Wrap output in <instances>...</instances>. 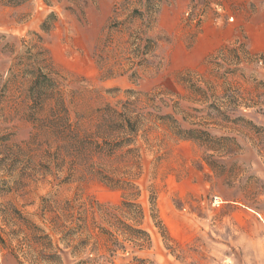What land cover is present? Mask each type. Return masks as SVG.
Segmentation results:
<instances>
[{
  "label": "rangeland",
  "instance_id": "rangeland-1",
  "mask_svg": "<svg viewBox=\"0 0 264 264\" xmlns=\"http://www.w3.org/2000/svg\"><path fill=\"white\" fill-rule=\"evenodd\" d=\"M263 101L264 0H0V264H264ZM63 102L111 136L77 165L46 132Z\"/></svg>",
  "mask_w": 264,
  "mask_h": 264
},
{
  "label": "trees",
  "instance_id": "trees-1",
  "mask_svg": "<svg viewBox=\"0 0 264 264\" xmlns=\"http://www.w3.org/2000/svg\"><path fill=\"white\" fill-rule=\"evenodd\" d=\"M55 87L56 85L54 84V78H52L50 74H41L33 78L32 82L30 83L28 87V94H29L31 101L33 102L31 110H33L34 115L46 109L47 104L50 101L49 93L51 92L49 91H53ZM1 91H3V89ZM257 99H260V96H257ZM253 103L254 104L252 107L260 105L258 102H253ZM246 105H250V104H246ZM248 107L250 108L251 106H248ZM237 110L238 109L234 107V108L228 109L227 111H223V112L221 111L220 114L223 117L224 121L234 124L236 123V121L242 120L241 118L233 119L231 117V114L235 113ZM259 110L261 112H264V108H259ZM49 111H50V114H49L50 116H48L46 120H44V122H46L47 128L44 125L38 126L35 134L33 135L32 141H30L27 145L39 146L40 145L39 142L41 141V139L39 138L41 137V134L43 133V129L46 128L47 129L46 132H48V136L57 137L61 139V141L58 142L54 150L57 153V157L63 156L64 158L63 160H66L67 158L72 157L74 161L73 163L77 165L78 162H80L79 160L82 154L86 155L87 153V157L91 154L93 146L94 147L97 146L96 140L98 138H104L106 141L109 137H111L110 132H108V130H105V129H97V131H95L94 133L92 132L91 134H88L85 137H80V134H81V129H80L81 121L80 120L84 116L83 115L81 116L79 114V121H71L70 113H69L70 110L64 102L62 103V105L59 106V108L54 106V107H51ZM111 117L112 116H108V115L104 116L105 118L104 122L107 124L108 123L109 124L119 123L120 124L119 127L121 129H125V127L128 125L131 127L130 130L132 132L136 131L135 126L137 122L135 121L133 123L129 116H126L124 114H119L120 118L118 121L113 120ZM36 121L39 122V124L41 122L40 120H38V118H36ZM209 129L210 128L203 130L202 127L200 128L197 127L195 129L188 130L187 133L192 134V137L194 134H198L197 132H202L203 134H206L209 138H212V139L217 137V136H213V134L210 132ZM123 140H125V138H123ZM214 140L219 141V142L223 140L236 141L235 138H226V137H220ZM208 158L213 164L216 162L215 155L210 154ZM125 206L129 208H134V210L138 211V213H141L139 212L140 211L139 206L136 204L125 203ZM114 218H116L115 224L111 223V221L109 220L108 221L109 225L112 227L113 225L118 224V228L120 230H125L127 234L132 236V238L138 239L134 241L135 244H137L138 246H142L141 244H138L139 243L138 241L141 240L142 237L148 238L147 232H145L142 229L136 228V226L128 225L125 222H122V220L117 219V217H114ZM78 228L79 230H82L83 224H80ZM100 229L103 234L110 237L109 240L112 239L113 245L122 246V244H120V242L114 237L113 233L109 232L107 229L102 228V227ZM80 235H83V233H81ZM143 241L145 240L143 239ZM81 243H84V242H81ZM41 256H46V253L44 250H42ZM50 257L52 256H49V258Z\"/></svg>",
  "mask_w": 264,
  "mask_h": 264
}]
</instances>
